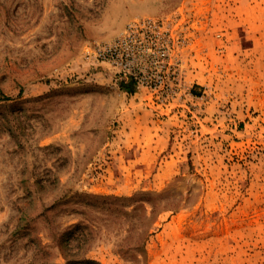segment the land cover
<instances>
[{"label": "rangeland", "instance_id": "obj_1", "mask_svg": "<svg viewBox=\"0 0 264 264\" xmlns=\"http://www.w3.org/2000/svg\"><path fill=\"white\" fill-rule=\"evenodd\" d=\"M144 17L176 88L86 56ZM140 203L145 264H264V0H0V264H63L77 222L86 257L127 264Z\"/></svg>", "mask_w": 264, "mask_h": 264}, {"label": "built area", "instance_id": "obj_2", "mask_svg": "<svg viewBox=\"0 0 264 264\" xmlns=\"http://www.w3.org/2000/svg\"><path fill=\"white\" fill-rule=\"evenodd\" d=\"M86 56L91 62L109 63L119 78L136 86L171 89L181 82L177 63L169 58L164 26L152 18L130 21L120 35L88 48Z\"/></svg>", "mask_w": 264, "mask_h": 264}, {"label": "trees", "instance_id": "obj_3", "mask_svg": "<svg viewBox=\"0 0 264 264\" xmlns=\"http://www.w3.org/2000/svg\"><path fill=\"white\" fill-rule=\"evenodd\" d=\"M124 85L129 88L131 87L129 83H125ZM132 199H134V197H129V200ZM149 206L150 209H147L144 203H140L131 207L130 211H122V213L134 219L131 223V229L127 230L129 242L116 245V253L119 254L127 264H145L146 254L143 241L146 240L148 235L152 232V226L158 213H156L152 205L149 204ZM75 233L79 234L83 239L81 244L75 247V251H72V248L69 249V246L64 245L62 242L70 240ZM92 233V228L87 227L83 222H77L71 224L64 231L51 235V239L59 248L60 254L64 259L63 264H101L85 256L91 246L89 241L91 240Z\"/></svg>", "mask_w": 264, "mask_h": 264}, {"label": "water", "instance_id": "obj_4", "mask_svg": "<svg viewBox=\"0 0 264 264\" xmlns=\"http://www.w3.org/2000/svg\"><path fill=\"white\" fill-rule=\"evenodd\" d=\"M130 84V86H132V84L131 83H129Z\"/></svg>", "mask_w": 264, "mask_h": 264}]
</instances>
